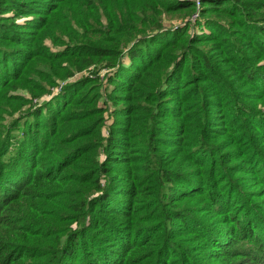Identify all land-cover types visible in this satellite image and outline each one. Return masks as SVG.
<instances>
[{"label":"trees","instance_id":"1","mask_svg":"<svg viewBox=\"0 0 264 264\" xmlns=\"http://www.w3.org/2000/svg\"><path fill=\"white\" fill-rule=\"evenodd\" d=\"M0 264H264V0H0Z\"/></svg>","mask_w":264,"mask_h":264},{"label":"rangeland","instance_id":"2","mask_svg":"<svg viewBox=\"0 0 264 264\" xmlns=\"http://www.w3.org/2000/svg\"><path fill=\"white\" fill-rule=\"evenodd\" d=\"M32 76L34 75V74H31ZM81 75H76L74 78H73V80L75 79V78H78V77H80ZM64 82H66V81H61L60 83H64ZM54 90H57L58 89V86H56L55 88H53ZM52 89V90H53ZM24 93V95H27V97L29 98L30 96H28V94L26 93V92H22V94ZM49 98H50V95H44V96H42L41 98H40V100L38 101L37 99H35V101H34V103H35V105H43V103L46 101V100H49ZM27 108L25 107L24 109H22V111H25ZM16 115V114H15ZM11 119V118H10ZM10 119L8 120V122L7 123H9L10 122Z\"/></svg>","mask_w":264,"mask_h":264},{"label":"built area","instance_id":"3","mask_svg":"<svg viewBox=\"0 0 264 264\" xmlns=\"http://www.w3.org/2000/svg\"><path fill=\"white\" fill-rule=\"evenodd\" d=\"M198 5H199V3H198Z\"/></svg>","mask_w":264,"mask_h":264}]
</instances>
